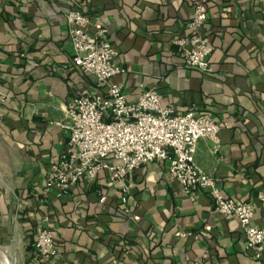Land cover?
Listing matches in <instances>:
<instances>
[{"label": "crops", "instance_id": "crops-1", "mask_svg": "<svg viewBox=\"0 0 264 264\" xmlns=\"http://www.w3.org/2000/svg\"><path fill=\"white\" fill-rule=\"evenodd\" d=\"M66 1L97 12L91 21L107 29L119 52L117 63L128 69L113 81L122 82L129 102L154 89L162 105L178 113L192 107L216 122H230L218 132L216 152L213 141H198L196 161L225 196L252 202V223L263 228L264 0L208 5L204 34L213 52L206 76L183 68L171 43L192 14L191 0ZM60 2L0 0V93L6 96L0 101L5 153L0 164L8 181L0 188V248L6 253L5 248L20 246L22 264L31 239L25 234L28 224L18 219V194L39 193L49 166L64 151L69 131L63 125L73 92L95 91L93 77L70 67L72 48ZM101 189L109 202L99 201ZM124 199L132 220L124 212L117 215L112 204ZM33 203L27 199L29 207ZM38 208L54 216L60 241L59 258L49 264H264L247 252L237 219L215 213L208 193L187 195L169 177L166 161L145 163L114 183L100 172L96 180L84 178L72 187L63 200L52 191Z\"/></svg>", "mask_w": 264, "mask_h": 264}, {"label": "built area", "instance_id": "built-area-1", "mask_svg": "<svg viewBox=\"0 0 264 264\" xmlns=\"http://www.w3.org/2000/svg\"><path fill=\"white\" fill-rule=\"evenodd\" d=\"M17 1V0H5ZM72 60L82 73L94 79L95 91H77L68 111L69 131L64 151L52 164L43 186V195L52 191L59 196L78 180L93 179L106 171L112 183L131 177L133 171L151 161H166L168 175L177 181L192 199L200 192L208 193L213 211L226 218L234 217L244 233L245 248L258 259L264 254V227L253 225L254 205L225 196L215 177L196 161L197 144L201 139L213 141L218 148L220 129L229 121L216 122L207 113L189 108L183 113L172 105L164 106L154 89L138 93L134 102L126 99L122 82L113 78L128 69L117 63L118 51L108 38V31L90 16L76 10L65 13ZM206 22V8L197 4L187 28L191 35L172 42L183 57L184 66L209 70L208 57L212 48L201 35ZM94 30L91 32L90 28ZM6 96L0 93V101ZM36 240L35 264L56 256L55 232L46 215L42 219Z\"/></svg>", "mask_w": 264, "mask_h": 264}, {"label": "trees", "instance_id": "trees-1", "mask_svg": "<svg viewBox=\"0 0 264 264\" xmlns=\"http://www.w3.org/2000/svg\"><path fill=\"white\" fill-rule=\"evenodd\" d=\"M20 0H17V1H13L14 3L15 2H19ZM216 0H191V10L193 12V9L194 7L199 4V3H203L205 5V8L207 9L208 5L212 2H214ZM59 8L64 12V14L69 11V10H76V11H80L81 13L85 14V15H88L90 16L92 13H97L96 11H92L91 10H88V8L84 7L82 8L80 5H78L77 3H70L68 1H63L59 3ZM191 17H192V14L191 16L185 20L183 23H182V26L180 28V30L178 32H175L173 35H172V38H171V43L176 40V39H179V38H185V37H189L191 34L189 35H186V31L188 33L189 29L187 28V24L188 22L191 20ZM204 29H205V24L202 26V28L200 29V33L202 36H204L210 43L211 45V48H212V51H211V54L209 55L208 57V62H210V56L212 55V52H213V46L210 42V40L205 36L204 34ZM70 41V39H69ZM111 42V41H110ZM112 44V43H111ZM119 53V52H118ZM119 56V55H118ZM70 62H71V69H75V65L73 63V60H72V56H71V59H70ZM73 64V65H72ZM182 64V67L185 68V69H188V70H194L196 71L198 74L202 75V76H206L209 74L210 72V69L206 72L204 71H200L199 69L197 68H193V67H186L184 66V62L181 63ZM74 66V67H73ZM82 90V87L77 90V91H80ZM76 91V93H77ZM73 98H75V91L73 92ZM195 110L199 111V112H202V113H207V112H203V111H200L196 108H194ZM208 114V113H207ZM230 120V119H228ZM216 121V120H215ZM54 163V162H53ZM52 164L49 166V169L48 171L50 170ZM101 172H104V171H101ZM100 173V172H99ZM98 175V174H97ZM97 175L92 179V181L96 180V177ZM109 176V175H108ZM47 177V176H46ZM84 179V178H83ZM83 179H80L78 180L74 185H72L70 188H68L66 191H64L63 193H61L59 196H57V199L58 200H63L64 198H66L70 191H71V188L74 187L76 184L80 183L81 181H83ZM46 181V180H45ZM45 183V182H44ZM44 186V185H43ZM42 188V187H41ZM41 191V189H40ZM19 198V203H20V207L19 209L17 210V214H18V219L19 221H22V222H26L28 224V226L25 227V234L28 235L31 239V243H30V252L26 258V262L25 264H34L33 261H32V257L36 254V250H35V246H34V241H35V236H36V230L37 228L41 225L42 223V219L45 215H43V213L40 212L39 208H38V202H39V198L41 196V193H34L32 192L31 190L29 189H25L23 191H21L19 194H18ZM99 201L101 200V203H106V201H108V197L105 195V191L103 189H101L99 191ZM30 199V200H34V203L32 204L33 206L32 207H29L28 204H27V199ZM121 200V199H120ZM126 200V201H125ZM125 203H121L120 201L118 202V204L116 203H112L114 208H115V211L118 214H121L123 215V212H124V205L127 203V199H124ZM109 202V201H108ZM125 216L129 219V220H132V216L133 214H130V212L127 214L125 213ZM34 215H36L37 217V220L34 219ZM51 223L54 222V216L53 215H50L48 216ZM134 222H135V219H134ZM53 225V224H52ZM186 234V233H185ZM54 245H55V249L57 251L56 253V256L52 257L51 259H48L47 261L41 263V264H49V263H52L54 262L56 259L59 258V248H60V241L58 239L57 236H54ZM247 252H250L252 253L250 250L246 249ZM253 254V253H252ZM258 261H264V254L257 259Z\"/></svg>", "mask_w": 264, "mask_h": 264}, {"label": "rangeland", "instance_id": "rangeland-1", "mask_svg": "<svg viewBox=\"0 0 264 264\" xmlns=\"http://www.w3.org/2000/svg\"><path fill=\"white\" fill-rule=\"evenodd\" d=\"M4 154L5 153L3 152V150L0 149V162L3 160V157L5 158V155ZM3 168H4V166L0 164V188L1 189H4L6 186H8L7 177L5 176V173L3 171ZM42 189H43V187L41 188V191H40L41 196L39 198V201L41 202V204H45L48 197H44L43 190ZM42 225H43V223H41V225L37 228V230H36V236H37V233H38L39 228ZM36 236H35V240H36ZM34 246H35V241H34ZM5 250H7V252H6L7 254L4 251H2V252H4V255L6 254L9 259H11L12 261L15 262V264H22V261H21V258H20V253H19L20 252V246H18L17 249H14L13 248V249H9L8 250V248H5ZM32 259H33V257H32ZM2 261H3V264H10L7 261V259L5 257H3V256H2Z\"/></svg>", "mask_w": 264, "mask_h": 264}, {"label": "water", "instance_id": "water-1", "mask_svg": "<svg viewBox=\"0 0 264 264\" xmlns=\"http://www.w3.org/2000/svg\"><path fill=\"white\" fill-rule=\"evenodd\" d=\"M2 256H4V253L2 252V250H1V248H0V264H1Z\"/></svg>", "mask_w": 264, "mask_h": 264}, {"label": "bare ground", "instance_id": "bare-ground-1", "mask_svg": "<svg viewBox=\"0 0 264 264\" xmlns=\"http://www.w3.org/2000/svg\"><path fill=\"white\" fill-rule=\"evenodd\" d=\"M1 264H3V261H2V259H1Z\"/></svg>", "mask_w": 264, "mask_h": 264}]
</instances>
